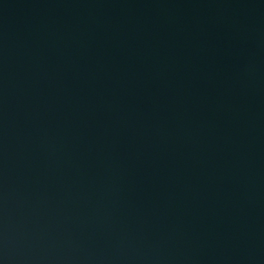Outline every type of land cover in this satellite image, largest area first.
<instances>
[{
    "label": "water",
    "instance_id": "95a60500",
    "mask_svg": "<svg viewBox=\"0 0 264 264\" xmlns=\"http://www.w3.org/2000/svg\"><path fill=\"white\" fill-rule=\"evenodd\" d=\"M0 264H264V0H0Z\"/></svg>",
    "mask_w": 264,
    "mask_h": 264
}]
</instances>
